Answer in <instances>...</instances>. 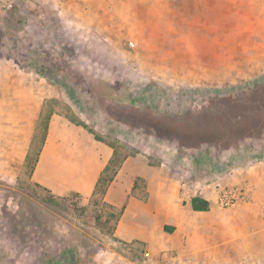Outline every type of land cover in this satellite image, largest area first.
I'll use <instances>...</instances> for the list:
<instances>
[{
  "label": "rangeland",
  "instance_id": "obj_1",
  "mask_svg": "<svg viewBox=\"0 0 264 264\" xmlns=\"http://www.w3.org/2000/svg\"><path fill=\"white\" fill-rule=\"evenodd\" d=\"M122 1L140 7L141 25L130 13L118 41H107L100 33L89 40L91 32L69 39L62 29L23 31L39 3L13 0L0 11V55L36 69L14 76L58 86L71 101L62 108L112 145L117 161L145 153L151 164H185L208 182L224 166L264 159V0ZM24 184L0 196V264H148L144 247L116 238L121 209L101 189L82 203Z\"/></svg>",
  "mask_w": 264,
  "mask_h": 264
},
{
  "label": "crops",
  "instance_id": "obj_2",
  "mask_svg": "<svg viewBox=\"0 0 264 264\" xmlns=\"http://www.w3.org/2000/svg\"><path fill=\"white\" fill-rule=\"evenodd\" d=\"M37 3L36 17L23 21V31L36 26L39 34L51 28L53 35L62 29L69 39L91 32L89 40L100 33L107 41H118L117 29L126 26L125 16L133 13L141 25L140 7L133 3L129 10L122 0ZM113 28L116 32L111 33ZM114 34L117 38L112 39ZM45 43L41 36L40 44ZM12 70L36 69L17 66L8 54L0 55V196L25 182L54 198L77 196L88 203L116 159V149L62 108L71 101L62 99L58 86L28 75L14 76ZM43 122L44 139L28 176L30 146ZM150 161L145 153L124 157L103 193L105 203L121 209L115 232L121 243L144 247L148 264H264L263 158L217 169L208 182L184 169L185 164L177 169L178 163ZM216 184L245 188L247 201L219 208ZM196 197L207 202V211L192 210Z\"/></svg>",
  "mask_w": 264,
  "mask_h": 264
},
{
  "label": "built area",
  "instance_id": "obj_3",
  "mask_svg": "<svg viewBox=\"0 0 264 264\" xmlns=\"http://www.w3.org/2000/svg\"><path fill=\"white\" fill-rule=\"evenodd\" d=\"M13 3L10 0H0L1 10H11ZM217 205L221 209L234 208L247 201V190L239 186H221L216 184Z\"/></svg>",
  "mask_w": 264,
  "mask_h": 264
},
{
  "label": "trees",
  "instance_id": "obj_4",
  "mask_svg": "<svg viewBox=\"0 0 264 264\" xmlns=\"http://www.w3.org/2000/svg\"><path fill=\"white\" fill-rule=\"evenodd\" d=\"M116 163V167L114 168L113 170V165ZM118 163L119 161L117 160H113L112 162H110V165L106 168V170L104 171V176L100 179L99 183H98V186H96V191L95 193L101 189L102 190V195L106 189V187L108 186V184L111 182L112 180V177H106V173L109 172L110 170H113L115 172V169L118 167ZM114 174V173H113ZM191 208L192 210L194 211H198V212H201V211H207L208 210V204L206 201L200 199V198H193L191 200Z\"/></svg>",
  "mask_w": 264,
  "mask_h": 264
}]
</instances>
